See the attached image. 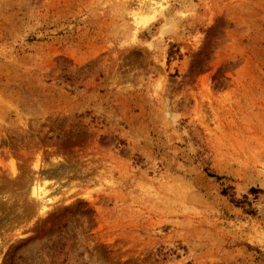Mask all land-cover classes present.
Returning <instances> with one entry per match:
<instances>
[{"label":"rangeland","instance_id":"rangeland-1","mask_svg":"<svg viewBox=\"0 0 264 264\" xmlns=\"http://www.w3.org/2000/svg\"><path fill=\"white\" fill-rule=\"evenodd\" d=\"M0 264H264V0H0Z\"/></svg>","mask_w":264,"mask_h":264},{"label":"bare ground","instance_id":"bare-ground-1","mask_svg":"<svg viewBox=\"0 0 264 264\" xmlns=\"http://www.w3.org/2000/svg\"><path fill=\"white\" fill-rule=\"evenodd\" d=\"M148 20L142 19L140 23L146 24ZM31 194L35 197L37 203L39 204L38 206H40L41 209L44 210L45 206L43 205V200L45 198L44 194H46L44 188L38 183H33L31 188Z\"/></svg>","mask_w":264,"mask_h":264}]
</instances>
